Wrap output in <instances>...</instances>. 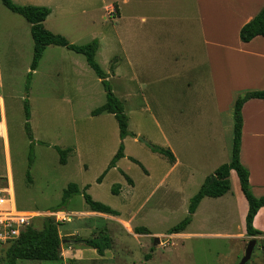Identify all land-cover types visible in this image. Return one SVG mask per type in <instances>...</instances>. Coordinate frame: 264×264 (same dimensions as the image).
I'll use <instances>...</instances> for the list:
<instances>
[{
	"label": "rangeland",
	"instance_id": "1",
	"mask_svg": "<svg viewBox=\"0 0 264 264\" xmlns=\"http://www.w3.org/2000/svg\"><path fill=\"white\" fill-rule=\"evenodd\" d=\"M12 2L38 5L45 0ZM48 3L52 13L42 22L44 28L73 44L97 40L94 60L122 103L128 134L119 138L111 113L90 114L104 103L105 92L81 54L47 45L26 79L32 54L29 24L0 2V190L14 209L32 212L34 228L51 216L59 223L63 248L78 238L102 233L111 238L102 254L74 242L71 256L76 259L65 264H239L250 238L255 244L247 263L264 264V238L245 236L241 212L226 203L233 201V184L227 195L206 197L180 233H166L187 215L189 198L222 159L221 146L229 156L228 94L237 97L250 90L246 86L263 68L261 58L225 48L236 44L229 8H201L205 37L212 41L203 44L192 0ZM107 4L116 5L118 14L115 7L106 12ZM24 100L31 140L24 130ZM218 116L222 131L213 135ZM119 144L123 156L107 168ZM150 145L168 148L177 165L168 171L167 158ZM57 148L64 151V163ZM213 150L215 155L208 154ZM68 183L79 193L64 199ZM82 191L117 214L90 212ZM117 218L129 223L127 229ZM136 226L149 234L134 233ZM62 262L16 259L14 264Z\"/></svg>",
	"mask_w": 264,
	"mask_h": 264
},
{
	"label": "trees",
	"instance_id": "2",
	"mask_svg": "<svg viewBox=\"0 0 264 264\" xmlns=\"http://www.w3.org/2000/svg\"><path fill=\"white\" fill-rule=\"evenodd\" d=\"M1 4L12 13L20 15L29 24V33L32 40V54L29 63V71L26 79H29L30 72L35 69L38 59L42 51L47 45H55L65 47L74 53L81 54L88 67L93 71L96 77L100 80L102 88L105 92V101L100 106L90 111L91 115L99 114L100 112H108L113 115L117 123L118 136L123 138L128 134L126 130V116L123 113V107L120 100H118L110 90V86L106 80L107 73H105L94 60L95 51L98 43L95 38L83 44L69 43L62 35L52 33L43 27L42 22L49 13V8L46 6L23 4L19 5L12 0H0ZM238 39L242 42H247L257 35H264V4L258 12L247 22L242 24L238 29ZM27 88V85H26ZM249 98H258L264 100V89H254L244 91L237 96L232 104V138L229 152V159L225 163L218 165L210 175L206 176L197 191L189 198L187 206V215L180 219L177 223L169 227L167 234H176L181 232L190 221L191 215L194 212L199 200L204 197H218L224 194L229 189L228 172L232 169L236 175L238 187L246 201V212L244 215V235L245 236H260L263 233L252 226V218L259 207L264 205L263 197H256L250 191L248 183V171L239 161V144H240V126L241 115L240 107L244 101ZM24 114V130L27 138L31 140V132L28 125V104L23 101ZM31 147V142L29 143ZM152 151H156L164 155L169 163L174 161V157L168 148L158 146H149ZM59 153V162L64 163V151L56 149ZM123 156L122 145L119 144L117 150L112 155L108 162L107 168L115 166V162ZM135 161L134 159H131ZM32 161L31 152L28 154V162ZM106 168V169H107ZM100 174L96 178L100 180ZM127 178V177H126ZM129 181V178H127ZM79 193L77 186L73 183H68L62 192V198L67 199L73 194ZM85 204L90 211L116 215L115 210H112L107 205L93 200L84 191L81 192ZM59 223L51 216H44L39 228H34L30 224L27 225L19 234V236L4 248V264H14L16 259H39L58 261L60 256L61 238L58 235L57 225ZM134 233H147V229L143 226H136L133 228ZM74 242L79 241L84 245L96 250L97 254H102L104 249L110 247L111 238L102 233L96 237L78 238ZM146 259L148 254L144 256ZM245 264H248L247 262Z\"/></svg>",
	"mask_w": 264,
	"mask_h": 264
},
{
	"label": "crops",
	"instance_id": "3",
	"mask_svg": "<svg viewBox=\"0 0 264 264\" xmlns=\"http://www.w3.org/2000/svg\"><path fill=\"white\" fill-rule=\"evenodd\" d=\"M48 1L49 0H45L44 3H35V4H38L39 6L48 7L49 8L48 14H51L52 9ZM192 2L193 5L198 9L196 15L199 17L198 20L201 21V28H200L201 31L199 33H200L201 42L203 44L205 43L209 44V42L212 41L207 40L205 37V33L203 31V22H202L204 20L203 18L204 16L203 14H201L202 13L201 8L202 7L205 8L206 6L227 7L229 8V11L231 12L232 15H234L235 18L234 20L235 22L232 27V32L234 33H232V35L234 34L233 38L235 39L236 44H234V46L228 44L225 46V48L227 50H233L234 52L235 51L239 52L240 54L248 55L251 58L259 57L264 61V35L254 36L247 42L240 41L237 35L239 27L245 22H247L249 19H251L258 12V10L263 6L264 0H192ZM111 7H115L116 13L118 14V7L116 5L107 4L104 6L106 12H108ZM46 18L47 16L45 17V19ZM45 19L43 20V22L45 21ZM246 87L249 88L250 90L264 89V64H263V68L261 69V72L259 73L258 79L255 82L250 83ZM232 96L233 95L228 94L227 100L228 102H232L233 104V101L236 97H232ZM240 115H241V126H240L239 161L248 171V183L250 186L251 193L256 197L264 198V100L258 98L247 99L242 103L240 107ZM0 122H3V120L0 119ZM221 124H222L221 119L218 116V119L215 120L214 122V125L216 126L217 130L213 128V132H212L213 135H217L222 131ZM214 138L219 139L217 137ZM208 154L215 155V152L213 150L211 152H208ZM218 154L222 155V159H220V161H216L217 163L212 165L215 166L214 168H216V166L222 163L223 160L227 162L229 159V156L227 155L224 145L221 146V149L218 151ZM176 165H177V159L176 157H174V161L170 163L168 171L170 169H173ZM228 179H229V189L224 194L218 197L227 195L228 191L230 190V185L231 184L235 185L237 189L236 192L233 195L230 194V197L233 199V201L229 199V201L226 200V203L227 205H229L230 202L233 203V208L241 212L242 225L244 229V215L246 212L247 205L242 193L240 192L236 175L232 169H230L228 172ZM206 197L207 196H204L199 200L195 210H197L201 206V204L203 203ZM59 213L62 214L61 212H58V214ZM93 213H95L96 215H101V217H106L104 216V214L106 213L103 214L95 211ZM120 222L127 229L125 224L129 225V223L125 220H120ZM252 226L257 230L261 231L263 235H260V237L264 238V205L259 207L256 213L254 214L252 218ZM66 234L70 235L73 233L68 232ZM137 234L148 235L149 233L147 232V233H137ZM241 237H243V235H241ZM62 243H64L63 240L61 241V246H60L61 255H62V258L60 259H62L63 261L61 264H65L66 259H70V260L76 259L73 256H71V251L73 250L74 241L72 240L67 242L65 248H63Z\"/></svg>",
	"mask_w": 264,
	"mask_h": 264
},
{
	"label": "built area",
	"instance_id": "4",
	"mask_svg": "<svg viewBox=\"0 0 264 264\" xmlns=\"http://www.w3.org/2000/svg\"><path fill=\"white\" fill-rule=\"evenodd\" d=\"M30 219L25 212L16 211L10 197L0 190V249L15 240Z\"/></svg>",
	"mask_w": 264,
	"mask_h": 264
},
{
	"label": "water",
	"instance_id": "5",
	"mask_svg": "<svg viewBox=\"0 0 264 264\" xmlns=\"http://www.w3.org/2000/svg\"><path fill=\"white\" fill-rule=\"evenodd\" d=\"M157 242H158V238L154 237L153 238V244H155ZM254 244H255L254 238H250L249 240H247L245 247H244V250H243L242 257L240 258L239 264H245L247 262V260L250 257V254H251V251H252Z\"/></svg>",
	"mask_w": 264,
	"mask_h": 264
},
{
	"label": "bare ground",
	"instance_id": "6",
	"mask_svg": "<svg viewBox=\"0 0 264 264\" xmlns=\"http://www.w3.org/2000/svg\"><path fill=\"white\" fill-rule=\"evenodd\" d=\"M25 214L29 215V214H32V212H29V211H28V212H25Z\"/></svg>",
	"mask_w": 264,
	"mask_h": 264
}]
</instances>
